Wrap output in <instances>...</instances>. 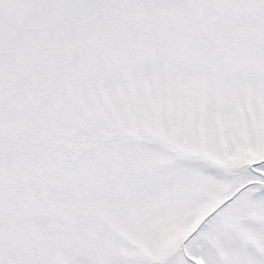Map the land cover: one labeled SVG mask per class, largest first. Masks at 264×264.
I'll return each instance as SVG.
<instances>
[{
	"label": "snow or ice",
	"instance_id": "obj_1",
	"mask_svg": "<svg viewBox=\"0 0 264 264\" xmlns=\"http://www.w3.org/2000/svg\"><path fill=\"white\" fill-rule=\"evenodd\" d=\"M0 264H264V0H0Z\"/></svg>",
	"mask_w": 264,
	"mask_h": 264
}]
</instances>
